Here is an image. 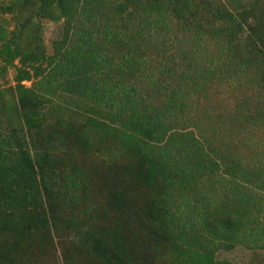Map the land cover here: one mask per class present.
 <instances>
[{
	"label": "trees",
	"instance_id": "1",
	"mask_svg": "<svg viewBox=\"0 0 264 264\" xmlns=\"http://www.w3.org/2000/svg\"><path fill=\"white\" fill-rule=\"evenodd\" d=\"M243 81L257 100L201 106ZM240 245L264 250V0H0V264Z\"/></svg>",
	"mask_w": 264,
	"mask_h": 264
},
{
	"label": "rangeland",
	"instance_id": "2",
	"mask_svg": "<svg viewBox=\"0 0 264 264\" xmlns=\"http://www.w3.org/2000/svg\"><path fill=\"white\" fill-rule=\"evenodd\" d=\"M62 21H51V20H45L44 21V35H45V40L46 44L51 50L52 47V41L54 39L60 38L61 33H62ZM13 75L14 71L10 70L9 75H8V81L7 83L13 84ZM246 81V80H245ZM241 82V84L238 87H235L234 85L224 86V88L220 87L221 90L220 92H214L215 94L212 96L211 100L209 101H203L201 103V106L205 105L208 107V109H214L216 111H221L224 110L225 107L232 108L233 105L235 104V101L237 98L243 97L244 95H247L251 101L257 100L255 96H257V92L254 90L253 86H250L248 82ZM28 85L31 84L30 81H26ZM236 94V95H234ZM238 96V97H237ZM258 98V97H257ZM60 102L65 103V100H60ZM66 104V103H65ZM73 109H78L76 106H71ZM216 118L212 117V122L210 123L209 121H204L208 125V128L217 127L220 129L218 133H211V136L215 138V140H224L228 139L227 133L225 130L222 128V124L220 122V125L216 124L214 122ZM216 129V128H215ZM214 132V129L213 131ZM220 258L223 259H229L237 264H264V250L261 249H250L245 246H237L233 250L230 251H222L219 254Z\"/></svg>",
	"mask_w": 264,
	"mask_h": 264
}]
</instances>
